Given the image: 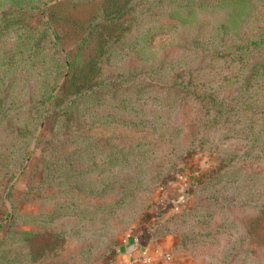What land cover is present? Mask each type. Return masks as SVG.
<instances>
[{
  "label": "rangeland",
  "instance_id": "rangeland-1",
  "mask_svg": "<svg viewBox=\"0 0 264 264\" xmlns=\"http://www.w3.org/2000/svg\"><path fill=\"white\" fill-rule=\"evenodd\" d=\"M261 35L264 0H0V264H95L138 227L264 264Z\"/></svg>",
  "mask_w": 264,
  "mask_h": 264
},
{
  "label": "crops",
  "instance_id": "crops-1",
  "mask_svg": "<svg viewBox=\"0 0 264 264\" xmlns=\"http://www.w3.org/2000/svg\"><path fill=\"white\" fill-rule=\"evenodd\" d=\"M155 223L149 221L148 228ZM146 230V231H145ZM136 228L122 243L95 264H180L179 257L169 242L157 238L154 232Z\"/></svg>",
  "mask_w": 264,
  "mask_h": 264
},
{
  "label": "trees",
  "instance_id": "trees-1",
  "mask_svg": "<svg viewBox=\"0 0 264 264\" xmlns=\"http://www.w3.org/2000/svg\"><path fill=\"white\" fill-rule=\"evenodd\" d=\"M264 39L262 38V35L260 36V38L259 39H256L255 40V42H257V43H262V41H263ZM200 180H198V182H199ZM197 182V183H198ZM181 211V210H180ZM178 212V211H177ZM177 212L175 211V212H173L172 213V215H177ZM179 213V212H178ZM168 218H170L169 216H167V219ZM171 219V218H170ZM166 220H162V222H159V223H157V224H155V225H159V224H162L163 222H165Z\"/></svg>",
  "mask_w": 264,
  "mask_h": 264
}]
</instances>
